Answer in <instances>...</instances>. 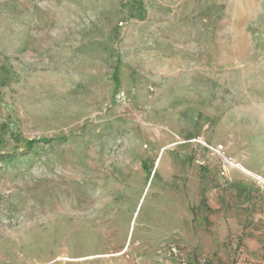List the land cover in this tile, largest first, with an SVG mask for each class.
Segmentation results:
<instances>
[{
  "label": "rangeland",
  "instance_id": "rangeland-1",
  "mask_svg": "<svg viewBox=\"0 0 264 264\" xmlns=\"http://www.w3.org/2000/svg\"><path fill=\"white\" fill-rule=\"evenodd\" d=\"M0 264H264V0H0Z\"/></svg>",
  "mask_w": 264,
  "mask_h": 264
},
{
  "label": "built area",
  "instance_id": "built-area-1",
  "mask_svg": "<svg viewBox=\"0 0 264 264\" xmlns=\"http://www.w3.org/2000/svg\"><path fill=\"white\" fill-rule=\"evenodd\" d=\"M212 151L215 155L217 156H221L222 153V146L221 145H217L215 147L212 148Z\"/></svg>",
  "mask_w": 264,
  "mask_h": 264
},
{
  "label": "bare ground",
  "instance_id": "bare-ground-1",
  "mask_svg": "<svg viewBox=\"0 0 264 264\" xmlns=\"http://www.w3.org/2000/svg\"><path fill=\"white\" fill-rule=\"evenodd\" d=\"M238 168L241 169L242 171H244L245 173L249 174V175H254L252 174V172H250L249 170L245 169L241 164H237Z\"/></svg>",
  "mask_w": 264,
  "mask_h": 264
},
{
  "label": "crops",
  "instance_id": "crops-1",
  "mask_svg": "<svg viewBox=\"0 0 264 264\" xmlns=\"http://www.w3.org/2000/svg\"><path fill=\"white\" fill-rule=\"evenodd\" d=\"M249 171H251L252 173H255V174H258V175H261L259 173H261L260 171H257L255 168H248Z\"/></svg>",
  "mask_w": 264,
  "mask_h": 264
},
{
  "label": "trees",
  "instance_id": "trees-1",
  "mask_svg": "<svg viewBox=\"0 0 264 264\" xmlns=\"http://www.w3.org/2000/svg\"><path fill=\"white\" fill-rule=\"evenodd\" d=\"M32 143H29V145H31Z\"/></svg>",
  "mask_w": 264,
  "mask_h": 264
}]
</instances>
